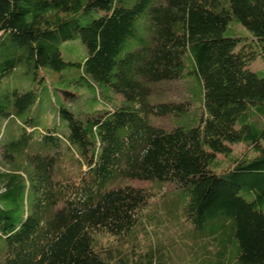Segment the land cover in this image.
I'll return each mask as SVG.
<instances>
[{"label":"trees","instance_id":"trees-1","mask_svg":"<svg viewBox=\"0 0 264 264\" xmlns=\"http://www.w3.org/2000/svg\"><path fill=\"white\" fill-rule=\"evenodd\" d=\"M233 25L246 35H227ZM72 40L85 48L80 62L63 59ZM257 58L264 0H0L3 264H264V77L248 68ZM20 71L41 87L43 75L73 72L55 89L71 103L70 90H84L103 109L76 114L53 91L44 125L34 91L3 90ZM189 76L202 91L195 126L152 124L185 108L150 102L151 85ZM240 144L253 155H236ZM126 181L182 189L171 254L159 243L136 250L154 194Z\"/></svg>","mask_w":264,"mask_h":264},{"label":"rangeland","instance_id":"rangeland-1","mask_svg":"<svg viewBox=\"0 0 264 264\" xmlns=\"http://www.w3.org/2000/svg\"><path fill=\"white\" fill-rule=\"evenodd\" d=\"M144 20V18H141L139 20L140 27L141 21ZM233 30L237 35H246L243 29L239 26L232 27L231 30L227 33V35H234ZM64 47L65 48L62 49V54L63 59L66 62H80L83 58L86 57L85 48L79 40L68 41V43H66ZM248 68L253 72H256L259 76L264 77V62L261 59H254L250 63ZM20 72L21 74H17L12 79L6 80L3 90L18 89L19 91L24 92L30 90L34 91L37 97H39V103L36 107V112L40 116H44V125H46L50 121V119L54 117V104L52 100H55V98H53L52 95L53 91L56 93V95L61 98V100L67 106L73 107L74 109L71 110L76 114L83 115L86 114V112H97V110L102 111L103 109V102L99 101L98 104L92 105L93 102L91 100H88V93H86L84 90H79L78 92L74 89L70 90V93L72 94L71 96L73 97V101L75 100V103H73L72 101V104L70 102V99L65 96V93L61 91L62 87L57 86L55 89L56 83H61L66 79L68 80L69 78H72L75 75V73L73 72L60 75H43V80L45 81V83H50V85H45L43 87H41L40 83L33 80L31 76L25 75L22 71ZM151 86L152 94L150 97V102H152L153 104L157 105L162 103H175L180 104L185 108L180 111L179 116L166 115L160 118L152 117V124L167 131H171L176 127L187 128L190 126H195V122L201 114L200 98L202 97V91H200V88L196 83L195 77L189 76L185 80L157 83ZM34 87L38 88L34 89ZM120 98L121 97L117 95L112 96V99H114V101H119ZM89 106L96 107L91 110L88 108ZM108 108L110 107H105L104 109ZM40 109H43L42 113L40 112ZM55 125H59V123H55ZM28 131L30 132L31 130L28 129ZM38 131L40 133L42 132L41 130ZM2 140L3 135L0 134V145ZM231 148L236 155H243L244 153L250 154L251 156L253 155L252 151H250V149H247L242 144L237 146H231ZM220 159L222 158L220 157ZM66 167L68 168V166ZM85 169V167H82V171H84ZM126 185L134 188H140L146 191H152L154 194V197L149 201L146 212L147 218L152 219V221L145 225L142 232L141 228H139V230L137 231V243L135 247L136 250L139 251V253H143V250L148 248H155L156 243H159V245L163 247L164 253L171 254V246L173 245V243H175L176 246L179 245L178 230L176 225L177 221L175 219L171 221V216L180 215L181 213V206L176 203V200L181 199L182 189L175 184H165L160 186L162 188V191L158 192L154 191L153 189H159L160 187H157L150 182L140 181H126ZM180 223H182V225L188 226L187 221L184 219H180ZM189 233L192 237H195V235L190 231L186 233L187 237ZM108 244H111V247H113L115 242L111 243L110 241ZM181 246H183V244ZM186 251L182 253V257L186 260H189L191 259L189 256H192V254L194 253L193 251ZM169 256L171 257V255ZM2 258L3 257L0 255V264H3ZM173 262L175 264H178V261L176 259Z\"/></svg>","mask_w":264,"mask_h":264}]
</instances>
